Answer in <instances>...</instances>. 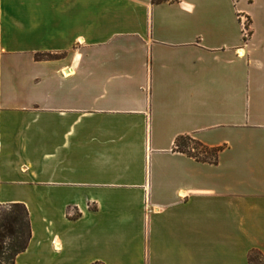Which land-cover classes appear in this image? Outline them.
<instances>
[{"label":"crops","instance_id":"0c3cea01","mask_svg":"<svg viewBox=\"0 0 264 264\" xmlns=\"http://www.w3.org/2000/svg\"><path fill=\"white\" fill-rule=\"evenodd\" d=\"M13 204L15 264H264V0H0Z\"/></svg>","mask_w":264,"mask_h":264},{"label":"trees","instance_id":"16d2710c","mask_svg":"<svg viewBox=\"0 0 264 264\" xmlns=\"http://www.w3.org/2000/svg\"><path fill=\"white\" fill-rule=\"evenodd\" d=\"M166 0H153L154 4ZM50 55H39L38 59L51 58ZM176 150L195 159L198 162L217 164L221 151L219 148H210L200 141L190 137L181 136L175 143ZM5 209L0 214V259L2 264H15L18 255L25 252L32 238L29 212L25 205L13 204L1 206ZM251 262L254 256L250 258Z\"/></svg>","mask_w":264,"mask_h":264},{"label":"built area","instance_id":"2783aa9c","mask_svg":"<svg viewBox=\"0 0 264 264\" xmlns=\"http://www.w3.org/2000/svg\"><path fill=\"white\" fill-rule=\"evenodd\" d=\"M239 0H233L234 4H236ZM239 22L243 32V35L246 40H248L251 36V23L247 16L244 14H239Z\"/></svg>","mask_w":264,"mask_h":264},{"label":"rangeland","instance_id":"374dc122","mask_svg":"<svg viewBox=\"0 0 264 264\" xmlns=\"http://www.w3.org/2000/svg\"><path fill=\"white\" fill-rule=\"evenodd\" d=\"M251 23V22H250ZM5 212V209L4 208H2L1 206H0V214H3ZM257 258L258 257H255V259L257 260ZM3 263V260H1L0 259V264H2ZM262 264V263H261Z\"/></svg>","mask_w":264,"mask_h":264}]
</instances>
